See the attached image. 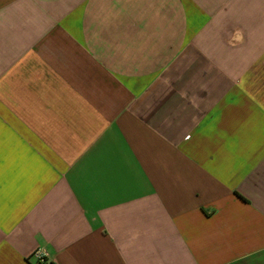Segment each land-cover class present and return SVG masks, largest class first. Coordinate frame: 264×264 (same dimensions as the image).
Returning <instances> with one entry per match:
<instances>
[{
  "label": "crops",
  "instance_id": "obj_1",
  "mask_svg": "<svg viewBox=\"0 0 264 264\" xmlns=\"http://www.w3.org/2000/svg\"><path fill=\"white\" fill-rule=\"evenodd\" d=\"M0 264H264V0H0Z\"/></svg>",
  "mask_w": 264,
  "mask_h": 264
},
{
  "label": "built area",
  "instance_id": "obj_2",
  "mask_svg": "<svg viewBox=\"0 0 264 264\" xmlns=\"http://www.w3.org/2000/svg\"><path fill=\"white\" fill-rule=\"evenodd\" d=\"M35 256L37 257V259L40 261V262H43L47 256L46 253H43V252H40L38 251Z\"/></svg>",
  "mask_w": 264,
  "mask_h": 264
}]
</instances>
